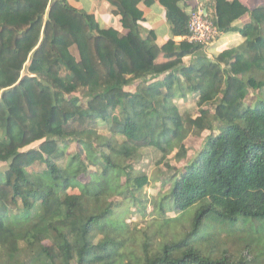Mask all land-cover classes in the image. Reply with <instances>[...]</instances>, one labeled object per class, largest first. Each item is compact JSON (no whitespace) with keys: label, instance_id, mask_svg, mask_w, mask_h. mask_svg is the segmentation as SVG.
<instances>
[{"label":"trees","instance_id":"trees-1","mask_svg":"<svg viewBox=\"0 0 264 264\" xmlns=\"http://www.w3.org/2000/svg\"><path fill=\"white\" fill-rule=\"evenodd\" d=\"M109 1L122 33L67 0H0V264H264V246L231 251L221 236L264 222V9L236 28L245 9L215 0L217 32L244 42L211 59L204 45L174 41L189 34V0H158L171 34L163 46L140 36L139 0ZM190 95L194 119L179 110ZM202 130L201 148L153 201L160 219L131 227L152 181L131 156L149 148L157 168L172 152L178 163Z\"/></svg>","mask_w":264,"mask_h":264},{"label":"rangeland","instance_id":"rangeland-1","mask_svg":"<svg viewBox=\"0 0 264 264\" xmlns=\"http://www.w3.org/2000/svg\"><path fill=\"white\" fill-rule=\"evenodd\" d=\"M113 30V29H112ZM115 31V30H114ZM122 33V31L120 32ZM68 52L74 57L75 60H79V51L75 44H70L68 47ZM163 55H160L157 59V63L161 64L164 63L162 59ZM191 61L188 58H185L183 60V63H188ZM23 74H26L24 71ZM136 83L131 85L127 88V91L133 92L136 87ZM253 97L251 94H248V96L245 98L244 103L249 104L251 103ZM197 99L196 96L190 95L186 102H182L179 104V110L180 112L185 115L191 116L193 119L197 116ZM95 120L91 121H85L81 122L79 120H75L72 124L73 129L77 128H94L98 133L104 136H110L109 131L103 130L101 127L102 125L94 126ZM216 133V132H214ZM209 135L208 131L202 130L199 131L196 135L189 136L184 144L185 149L187 152L186 158L180 162H175L173 160L174 153L168 154L166 159L161 160V164L157 168L154 164V152L149 148H143L136 150L133 156H131V164L134 169L141 170L145 172L150 179H152L150 186L145 190V196L143 199H146L148 201V204L146 205V210L144 212L137 211V209L131 208V212L128 215V218L126 219L127 223L131 227H138L142 228L147 225L148 222L153 221L155 218L161 217V214L153 215V201L157 200L161 195H165V192L168 189V182L169 177L174 172L173 168H176L177 173H180L182 171V167L185 165V163L189 162L192 157L196 154V152L201 148L203 143L205 142L206 137ZM116 139L119 143H122V137L116 136ZM38 147V144L36 145ZM76 150L75 146H71L68 150V154L73 153ZM34 168H41L38 164H35ZM80 180L82 182H86L88 179L86 175H82L80 177ZM73 192V191H72ZM116 206L119 205L120 199L114 198L113 199ZM192 209V208H191ZM189 209L188 213H192ZM143 211V210H142ZM126 207L122 206L117 211V214L113 216L114 222L118 223L126 214ZM178 215H180L179 212H168L166 213V217L168 218H175ZM263 221H256V220H249V224L245 228H241L240 224L238 226H227L225 229L230 228V234L228 233H222L221 236L224 239V242L229 245L231 251H236L237 249H242L241 251L247 252V251H253V253L257 254L260 252L261 247L264 246V222ZM259 224V225H258ZM248 229L251 231L247 233ZM213 230V227L210 229ZM255 232V233H253ZM258 232V233H256ZM45 245H49L46 243ZM260 245V248H258ZM260 249V250H259ZM262 251V250H261Z\"/></svg>","mask_w":264,"mask_h":264},{"label":"crops","instance_id":"crops-1","mask_svg":"<svg viewBox=\"0 0 264 264\" xmlns=\"http://www.w3.org/2000/svg\"><path fill=\"white\" fill-rule=\"evenodd\" d=\"M67 1L77 10H81L88 15H91L101 29H113L117 32H123L121 16L114 13L116 8L109 0ZM214 1L215 0H189L187 2L186 11L189 13L199 10L211 19V16H213L215 12ZM223 1L229 4L236 3L246 11L232 22V26L236 28H242L250 22V12L264 9V0ZM136 7L143 14V21L139 24L141 27L140 36L142 38H147L148 32L151 31L155 36V43L158 46H163L169 39H171L170 29L165 20L164 8L159 4L158 0H139ZM174 41L175 43H179L183 41V38H174ZM243 42L244 39L236 32L226 34L218 33L217 39L212 44L207 45L204 50L207 56L212 59V57L219 55L223 50L236 48Z\"/></svg>","mask_w":264,"mask_h":264},{"label":"built area","instance_id":"built-area-1","mask_svg":"<svg viewBox=\"0 0 264 264\" xmlns=\"http://www.w3.org/2000/svg\"><path fill=\"white\" fill-rule=\"evenodd\" d=\"M189 34L180 38L204 46L212 44L218 37V32L212 20L202 11L191 12L189 17Z\"/></svg>","mask_w":264,"mask_h":264}]
</instances>
